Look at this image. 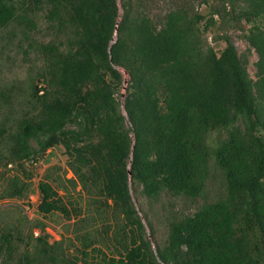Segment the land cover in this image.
<instances>
[{"label":"trees","instance_id":"16d2710c","mask_svg":"<svg viewBox=\"0 0 264 264\" xmlns=\"http://www.w3.org/2000/svg\"><path fill=\"white\" fill-rule=\"evenodd\" d=\"M220 2L223 10L209 18L180 7L158 26L131 0H123V13L119 0H0V28L17 23L27 35L46 10L47 29L58 39L40 45L41 78L27 87L31 109L0 126V166L17 164L30 178L26 163L62 145L74 173L69 181L87 197L80 217L83 206L69 187L60 193L51 173L38 182L40 213L78 216L81 257L67 254L63 237L51 243L32 230L1 236L0 257L18 239L24 250L17 264H91L93 252L101 255L93 264H264V0ZM216 12L251 24L245 38L258 55L255 78L230 35L220 52L205 45L202 33L216 24ZM120 68L128 75L122 98ZM221 130L226 136L210 141ZM212 158L226 195L171 222L156 253L130 181L151 197L168 190L197 198ZM28 189L30 182L15 176L1 197H28ZM88 217L106 228L108 241L84 231Z\"/></svg>","mask_w":264,"mask_h":264},{"label":"rangeland","instance_id":"374dc122","mask_svg":"<svg viewBox=\"0 0 264 264\" xmlns=\"http://www.w3.org/2000/svg\"><path fill=\"white\" fill-rule=\"evenodd\" d=\"M135 10H139L151 17L155 24L160 26L165 18V15L170 11L182 7L190 12H200L211 16V10L223 6L220 0H131ZM120 11L123 13V0H119ZM230 4H225L226 10H230ZM46 10L39 12L35 16L38 23V29L25 33V28L13 23L6 28H0V96H4L9 101V104H4L0 99V126L23 113L29 111L32 107V97L28 87L29 80L34 83L41 78L40 73L44 64V56L40 52V45L50 41H58L52 31L47 29L48 21L45 18ZM216 24L212 25L208 30L203 31L202 38L205 45H210L217 52L225 46L223 35L228 34L234 40L239 53L242 57L246 56L247 68L250 75L255 78L257 67L256 62L258 55L250 46L245 38L247 29L251 24L245 20H234L233 22L226 16L223 18V13L216 12ZM201 25V24H200ZM204 25H201L203 27ZM37 47V48H36ZM38 49V51H37ZM121 69V68H120ZM124 75L123 87L120 88L117 97L125 94L128 75L124 69H121ZM1 98V97H0ZM122 98V97H121ZM130 125V124H129ZM226 136V132H214L210 136V141H217ZM215 145V143H213ZM3 146L0 147V152H3ZM68 156L62 145L54 146L48 149L45 155L37 161L36 164L26 163L27 169L31 173L28 178L25 173L17 166L11 164L8 167L0 166V237L4 234L27 235L31 230L35 236L48 235V240L55 243L65 239L64 245H70L67 254L73 257V260L81 257L80 252L76 248L80 247V242L76 239L79 230L77 228V215L73 212L71 218L66 217L62 213L55 212L48 216L43 215L38 211L39 190L38 182L47 173H51L53 183L60 186L59 192L63 194L64 189L61 186L70 188L71 198L78 197L76 206H83V215H86L85 205L87 197L80 191L81 186L74 185L69 181L74 177V173L68 167ZM209 177L205 193L197 198H192L182 194H174L171 191L163 190L158 196H148L143 189V186L135 181H130V190L133 203L138 210L140 217L145 226L146 236L150 239L152 247L157 253L159 247H163L168 240L171 222L181 219L186 215H192L199 210L203 204L215 201L226 195V180L223 170L215 163L214 158L210 160ZM15 176L22 181L30 182L28 197L21 199L15 197H1L3 189L10 185L11 179ZM19 181V180H18ZM4 192V191H3ZM88 217L83 220L87 231L92 236L108 241L106 228L100 222ZM88 222V224H87ZM39 225H44L45 229ZM42 225V226H43ZM2 240V239H1ZM13 248L4 252L0 257V264H17L24 250V243L18 239H12ZM73 244V245H72ZM118 246L115 243L114 248ZM107 252L112 253V247L101 246ZM78 256V257H77ZM101 255L93 252L89 258L91 264L100 261ZM83 263V260H80ZM46 264H63V263H46Z\"/></svg>","mask_w":264,"mask_h":264},{"label":"built area","instance_id":"2783aa9c","mask_svg":"<svg viewBox=\"0 0 264 264\" xmlns=\"http://www.w3.org/2000/svg\"><path fill=\"white\" fill-rule=\"evenodd\" d=\"M44 84L41 82V83H39V87H42ZM43 88H41V90H40V92L42 93L43 92V90H42Z\"/></svg>","mask_w":264,"mask_h":264},{"label":"clouds","instance_id":"9594fccd","mask_svg":"<svg viewBox=\"0 0 264 264\" xmlns=\"http://www.w3.org/2000/svg\"><path fill=\"white\" fill-rule=\"evenodd\" d=\"M38 85H39V84H38ZM40 90H41V88H40ZM43 92H44V91H43ZM43 92H42V93H43ZM39 93L42 94L40 91H39ZM35 163H36V162H35Z\"/></svg>","mask_w":264,"mask_h":264}]
</instances>
